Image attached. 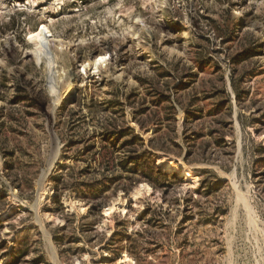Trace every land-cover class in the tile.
<instances>
[{
    "label": "rangeland",
    "instance_id": "rangeland-1",
    "mask_svg": "<svg viewBox=\"0 0 264 264\" xmlns=\"http://www.w3.org/2000/svg\"><path fill=\"white\" fill-rule=\"evenodd\" d=\"M0 264H264V0H0Z\"/></svg>",
    "mask_w": 264,
    "mask_h": 264
},
{
    "label": "bare ground",
    "instance_id": "bare-ground-1",
    "mask_svg": "<svg viewBox=\"0 0 264 264\" xmlns=\"http://www.w3.org/2000/svg\"><path fill=\"white\" fill-rule=\"evenodd\" d=\"M46 28L45 27H41L39 30H37V31H35V32H32L31 34H29L30 36V38L32 39V38H35V39H37V40H39L41 37L43 38V39H45L46 37H47V33H46ZM42 39V40H43ZM34 40V39H33ZM39 44V43H38ZM41 44V43H40ZM41 46H43V45H41ZM168 166L170 167V168H172L176 173H182V172H184L187 176V178H189V176H190V171L188 170V169H185L182 165H173V164H168ZM37 202V201H36ZM38 204V203H37Z\"/></svg>",
    "mask_w": 264,
    "mask_h": 264
}]
</instances>
